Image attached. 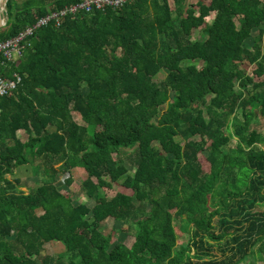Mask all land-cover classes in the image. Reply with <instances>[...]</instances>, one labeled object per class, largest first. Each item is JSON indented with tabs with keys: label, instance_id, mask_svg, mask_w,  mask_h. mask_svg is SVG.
<instances>
[{
	"label": "trees",
	"instance_id": "16d2710c",
	"mask_svg": "<svg viewBox=\"0 0 264 264\" xmlns=\"http://www.w3.org/2000/svg\"><path fill=\"white\" fill-rule=\"evenodd\" d=\"M79 2L7 0L0 43ZM186 2L66 16L0 64L21 76L0 96V264H264V0ZM80 174L91 206L56 184Z\"/></svg>",
	"mask_w": 264,
	"mask_h": 264
},
{
	"label": "built area",
	"instance_id": "2783aa9c",
	"mask_svg": "<svg viewBox=\"0 0 264 264\" xmlns=\"http://www.w3.org/2000/svg\"><path fill=\"white\" fill-rule=\"evenodd\" d=\"M130 1L132 0H81L77 4L66 6L58 11H51L44 17L38 19L36 23L26 27L13 38L0 43V64L16 65L19 63L25 41L37 29L47 26L51 22H54L58 26L66 16L75 15L78 12L91 13L92 11L106 8L117 9ZM20 83L21 76L17 73H13L10 79L0 77V96H11Z\"/></svg>",
	"mask_w": 264,
	"mask_h": 264
},
{
	"label": "rangeland",
	"instance_id": "374dc122",
	"mask_svg": "<svg viewBox=\"0 0 264 264\" xmlns=\"http://www.w3.org/2000/svg\"><path fill=\"white\" fill-rule=\"evenodd\" d=\"M189 0H187L186 3H188ZM213 14L209 17L208 21H211L213 19ZM255 34L253 35H256V32H253ZM193 38L194 39H202L201 38V33H200V30H195L193 32ZM251 39H247L246 40V45H249L251 44ZM163 76V75H162ZM75 117V120L77 122H79V118L74 115ZM261 122V126L264 127V121H260ZM196 139H198V137H196ZM122 152L126 153L127 151L126 150H122ZM124 165L129 169L131 170L132 169V166L128 163V161H125L124 162ZM10 178V176H9ZM11 178H19L21 180V184H22V190L23 191H27V188H30L32 186H37L39 184V181L38 179L32 177L31 175V169L29 167H22L20 170H17L14 177H11ZM63 179H64V176H61V177H58L57 180H56V184L59 188V190H61L62 192L64 193H68L71 195L72 197V200H73V203L74 204H79V203H86L88 206H91V202L82 194L81 190L79 189V185L82 181V177L81 175H74V178H73V185L72 186H67L63 183ZM117 190V188L115 189ZM120 191H125L124 188H119ZM129 193V191H128ZM122 223L121 222H118V221H108L106 223V227L107 229L105 230V234H108L110 233V231L112 229L116 230L118 233L120 234H116V243H123L125 244L126 246H130L133 242V238L128 236L127 234L125 233H122V232H119V229H121L122 227ZM174 226H175V229H176V232L178 235H180L179 231L177 230V227H178V222L177 221H174ZM186 238V236L184 237ZM181 242V238L179 240ZM226 240H223L221 243L219 242H216V241H210L209 243L212 245V249L210 250V254H211V258H216V259H221L224 257L225 254H227L228 252L227 251V246L225 245L226 243H224ZM179 246V244H178ZM47 252L49 254H53V253H57V254H61L63 252L62 248L59 246V244H51L50 246H48L47 248ZM193 253V252H192ZM210 258H204L203 260H208ZM258 264H262V263H258Z\"/></svg>",
	"mask_w": 264,
	"mask_h": 264
},
{
	"label": "water",
	"instance_id": "95a60500",
	"mask_svg": "<svg viewBox=\"0 0 264 264\" xmlns=\"http://www.w3.org/2000/svg\"><path fill=\"white\" fill-rule=\"evenodd\" d=\"M7 0H0V30L6 25L5 6Z\"/></svg>",
	"mask_w": 264,
	"mask_h": 264
},
{
	"label": "crops",
	"instance_id": "0c3cea01",
	"mask_svg": "<svg viewBox=\"0 0 264 264\" xmlns=\"http://www.w3.org/2000/svg\"><path fill=\"white\" fill-rule=\"evenodd\" d=\"M74 172H77V173H79V172H81L80 170L79 171H74ZM81 175V174H80ZM81 177H83L82 175H81Z\"/></svg>",
	"mask_w": 264,
	"mask_h": 264
}]
</instances>
